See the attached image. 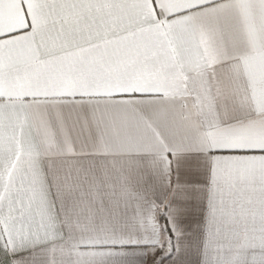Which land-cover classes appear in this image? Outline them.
<instances>
[{
    "label": "snow or ice",
    "instance_id": "6c2138e0",
    "mask_svg": "<svg viewBox=\"0 0 264 264\" xmlns=\"http://www.w3.org/2000/svg\"><path fill=\"white\" fill-rule=\"evenodd\" d=\"M0 264H264V0H0Z\"/></svg>",
    "mask_w": 264,
    "mask_h": 264
}]
</instances>
